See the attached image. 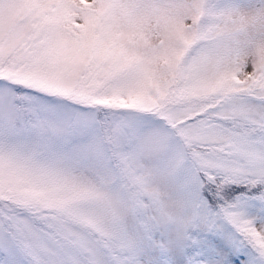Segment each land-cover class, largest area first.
Wrapping results in <instances>:
<instances>
[{
    "label": "snow or ice",
    "instance_id": "obj_1",
    "mask_svg": "<svg viewBox=\"0 0 264 264\" xmlns=\"http://www.w3.org/2000/svg\"><path fill=\"white\" fill-rule=\"evenodd\" d=\"M0 264H264V0H0Z\"/></svg>",
    "mask_w": 264,
    "mask_h": 264
}]
</instances>
